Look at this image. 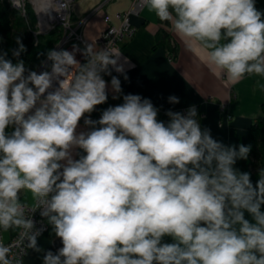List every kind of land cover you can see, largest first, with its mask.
Instances as JSON below:
<instances>
[{"label":"clouds","instance_id":"1","mask_svg":"<svg viewBox=\"0 0 264 264\" xmlns=\"http://www.w3.org/2000/svg\"><path fill=\"white\" fill-rule=\"evenodd\" d=\"M9 3L24 16L32 5L37 35L50 27L45 17L72 7V0ZM140 4L226 84L264 79V12L256 0ZM69 17H61L65 28ZM128 24L125 17L122 27ZM16 44L12 55L19 58L26 46L20 37ZM46 55L50 71L38 74L0 51V264H24L28 250L44 252L43 264H264V168L254 185L250 173L234 167L251 145L213 139L195 106L186 115L169 110L162 122L138 94L123 95L94 121L90 114L108 99L104 75L110 66L124 74L127 57L108 45L95 50L92 42ZM110 84L122 93L119 78ZM257 87L264 92L260 80ZM81 119L90 130L77 132ZM77 148L85 154L74 159ZM21 193L31 194V205ZM37 210L62 243L56 253L38 246ZM9 231L16 238L6 244L2 234ZM165 237L173 242L163 243Z\"/></svg>","mask_w":264,"mask_h":264},{"label":"crops","instance_id":"2","mask_svg":"<svg viewBox=\"0 0 264 264\" xmlns=\"http://www.w3.org/2000/svg\"><path fill=\"white\" fill-rule=\"evenodd\" d=\"M131 5V0H74L70 20L82 35L80 48L92 42L95 50H98L95 39L107 25L104 16L109 15L111 21L117 23L116 14L129 9ZM130 22L134 32L123 39L118 48L129 62L124 64L125 73H118L124 95L138 94L150 99L158 109V120L162 122H165V117L169 121L166 115L169 110L183 113L195 106L201 128L209 129L213 139L226 146H239L248 127L257 119L264 123L261 106L264 92L257 87V80L264 83V79L252 76L235 85L226 84L223 77L218 78L213 74L200 53L187 49L185 43L171 31L168 22H161L146 7H142L138 13H132ZM168 42L174 46L173 52L169 50ZM120 63H123V59ZM125 74L128 79L124 78ZM103 78L108 83V99L105 103L114 105L116 99L113 96L116 93L111 89L110 80ZM170 96L179 98V103H170ZM221 102L227 104L230 119H226L224 112L220 111L218 105ZM98 106L92 114H97ZM88 130L80 121L77 132ZM77 149L72 152L74 159ZM20 195L22 200L32 203L30 193ZM245 218L251 220L247 213ZM13 233H3V239H8ZM162 242L172 243L173 240L165 237ZM38 246L45 252L50 250L56 253L62 243L50 226L38 237ZM43 255L44 252L28 250L24 264H43Z\"/></svg>","mask_w":264,"mask_h":264},{"label":"trees","instance_id":"3","mask_svg":"<svg viewBox=\"0 0 264 264\" xmlns=\"http://www.w3.org/2000/svg\"><path fill=\"white\" fill-rule=\"evenodd\" d=\"M255 6L257 9L264 11V0H256ZM33 22L34 13L29 4H27V15L24 16L11 6L9 0H0V51L6 52V58L11 60L14 64L17 63L18 60H23L26 69L29 71L37 70L38 66L47 57V52L52 50L53 44L59 38V34L54 30L47 34L38 35L37 40L34 41L31 33ZM17 37H20L22 43L26 46V51L21 53L19 58L12 55V50L18 47L16 44ZM168 48L172 52L175 50L174 46L169 42ZM110 71L111 75H104L106 79L111 81L112 76L118 78V73L116 71L111 68ZM25 74L27 75V72ZM116 95H118L119 98L116 99L114 105L104 103L98 106V112L95 114L98 117L95 118L94 121L99 120L102 112L109 106H116L123 103V88L122 93ZM261 106L264 114V100ZM164 121L166 123L168 122L167 117L164 118ZM9 131H11V129H9ZM241 144L245 146L251 145V151L246 160H237L234 167L241 172L250 173L252 183L255 185L259 178V171L264 168V123L261 119H257L248 127ZM84 154L83 150L77 149L76 159ZM261 210L264 211V205L261 206ZM49 228L50 225H48V229Z\"/></svg>","mask_w":264,"mask_h":264},{"label":"built area","instance_id":"4","mask_svg":"<svg viewBox=\"0 0 264 264\" xmlns=\"http://www.w3.org/2000/svg\"><path fill=\"white\" fill-rule=\"evenodd\" d=\"M73 1L72 0V5H73ZM132 1V5L129 9L127 10H123L121 12H118L116 14V19H117V23H113L111 21V18L109 15H105L104 16V21L107 22L106 27L101 30L99 32V34L97 35L95 41L97 42V44L99 45V49L101 48H106L107 45L110 47H115V48H120V44L122 42L123 39L128 38L132 35V33L134 32V26L131 24L130 22V15L132 13H138L141 8L143 6H141L140 4V0H131ZM30 5V7L32 8V5L30 3H28ZM33 10V8H32ZM71 10L72 7L69 11L61 13V14H56L53 13V16L55 17L54 20H48L47 17H45V21L47 25H50V27H47L45 25V28L43 29V31L39 34H47L51 31L56 30L57 33L59 34V38L58 40L53 44V48L52 50H68V51H72L73 49V45H76L80 48V43H83V39H82V35L80 34V32L77 31L76 28H74L72 26L70 17H69V23H70V27L65 28L63 26V19L61 18L62 15H71ZM34 13V22L32 24L31 27V33L32 36L34 38V41L37 40V34L36 32L39 31L38 27H37V16ZM125 17L128 18L129 20V24L125 27H122L123 25V21L125 19ZM81 23V22H80ZM116 28L117 31L119 32V35H114V34H110L111 33V29ZM81 49V48H80ZM98 49V50H99ZM76 59L78 61H80L81 64L85 63V58L82 55V52H77L76 53ZM50 66H51V61L47 60V57L43 60V62L38 66L36 72L39 74L40 72L43 71H50ZM58 86L55 84L54 82V87ZM219 109L220 111L224 112L225 118L226 119H230L231 118V114L230 112H228L227 109V104L226 103H219ZM184 115L187 114V110H184L183 113ZM97 115L94 114H90V118L92 120H94L95 118H97ZM81 122H83V119H81ZM31 205V204H29ZM32 219L34 220L35 223V228L41 230V234H43L44 232H46V230L48 229V224L45 218H42L40 216V212L39 210H37L35 213L32 214ZM16 238V233L14 232L8 239H3L4 243H10L12 240H14ZM24 260V257H23Z\"/></svg>","mask_w":264,"mask_h":264}]
</instances>
